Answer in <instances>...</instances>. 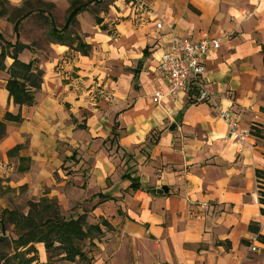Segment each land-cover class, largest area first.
I'll return each mask as SVG.
<instances>
[{
	"label": "crops",
	"instance_id": "obj_1",
	"mask_svg": "<svg viewBox=\"0 0 264 264\" xmlns=\"http://www.w3.org/2000/svg\"><path fill=\"white\" fill-rule=\"evenodd\" d=\"M124 1L102 17L114 37L87 23V12L77 17L88 57L53 43L47 58L19 55L38 60L44 73L35 106H14L0 73V120L7 112L23 119L7 124L0 146H22L14 170L23 186H44L41 196L64 213L84 214L74 208L80 203L92 224L111 226L94 241L95 264H264V179L255 176L264 172V0ZM204 33L221 41L205 61L211 99L180 94L152 103L157 90L165 93L156 67L170 37ZM229 106L258 137L228 138L218 112ZM124 175L137 180L136 190ZM44 256L38 249L40 264Z\"/></svg>",
	"mask_w": 264,
	"mask_h": 264
},
{
	"label": "trees",
	"instance_id": "obj_2",
	"mask_svg": "<svg viewBox=\"0 0 264 264\" xmlns=\"http://www.w3.org/2000/svg\"><path fill=\"white\" fill-rule=\"evenodd\" d=\"M105 0H67L69 9L62 27H57L53 22L50 24L48 39L50 43L65 46L69 51L88 57L91 54L92 47L84 42L80 33L73 30L78 25L77 17L84 13H92L94 24L100 31L106 32L110 37H114V31L104 23V19L91 11L94 5L102 4ZM37 4H40L37 1ZM52 7L51 5H49ZM18 12V11H16ZM31 12L19 18H15L13 22V34L15 41L8 42L0 35V73L5 72L7 75L5 90L14 106L19 108H31L36 105V94L40 91L44 73L40 69L38 60L31 59L28 63L19 60V55L24 51H29L32 55L37 53L33 45H25L18 40L19 26L21 22L29 16ZM49 17V15H47ZM10 60L8 67L5 61ZM20 114L12 115L5 113L0 120V143L6 137V126L9 123L20 124L22 122ZM72 122L76 121L71 117ZM80 130H85L84 125L76 126ZM251 133V131H249ZM253 136L258 137L257 131H252ZM22 146H16L7 153L11 156L12 152L18 151ZM24 162V161H23ZM22 172L27 168L20 169ZM255 176L258 179H264V172L256 171ZM123 180L130 182L129 188L136 190L138 183L136 179L129 175L122 176ZM259 203L264 205V194L259 193ZM102 199H110V197L99 195ZM26 215L17 211H6L2 219L13 226L17 231V240L14 242V253L11 256H0V264H32L38 261V251L35 245H43L47 255V262L50 261L52 255H56L62 261L68 263H85L89 259L82 251V244L89 241L90 246L94 245V241H99L103 232L110 231L111 226L103 219H99L98 223L88 224L85 214L73 219H66L62 214L58 203L54 199L42 197L38 201L27 202ZM264 215V210H260ZM0 219V225L2 222ZM3 226V225H2ZM5 233L4 229L0 227ZM248 230L251 233L257 232L250 224ZM7 236L0 239L4 242ZM257 240L263 242L261 237ZM21 249L22 251H18ZM31 255V256H30ZM48 264V263H46Z\"/></svg>",
	"mask_w": 264,
	"mask_h": 264
},
{
	"label": "rangeland",
	"instance_id": "obj_3",
	"mask_svg": "<svg viewBox=\"0 0 264 264\" xmlns=\"http://www.w3.org/2000/svg\"><path fill=\"white\" fill-rule=\"evenodd\" d=\"M37 1L40 4H37ZM116 0H105L102 4L94 5L91 7V11L96 13L99 17H107L109 13H113V7L115 6ZM125 0L126 4L134 7L135 0ZM51 5L52 7H50ZM69 5L67 0H0V35L2 38L8 42L13 43L15 41V36L13 34V22L15 18H19L27 13L31 12L29 16L24 18L19 26L18 40L25 45H33V48L37 50L35 56L42 58H47L49 39L48 33L50 30L51 22L57 27H62L67 17ZM18 11V12H16ZM92 13L87 12L86 22L93 20ZM247 13H243V15ZM49 15V17H47ZM242 15V16H243ZM82 22V24H86ZM73 30L79 32L78 25L73 27ZM1 44V42H0ZM23 53V52H22ZM21 53V54H22ZM31 54V53H30ZM20 60V59H19ZM7 61V60H6ZM5 61V64H6ZM22 62V60H20ZM39 62V61H38ZM24 63V62H23ZM117 125H113V131H117ZM119 137L118 133H114L110 141L111 145L114 147L117 145V139ZM4 140V139H3ZM1 141V143L3 142ZM0 143V144H1ZM4 149V150H3ZM7 146L5 144L0 146V219L4 216L6 211H17L20 214L26 215L27 213V202L38 201L42 198L41 195L48 194V190L44 186H36V188H29V185L23 186V176L20 172L15 171L14 168L17 165L16 158L18 152H12L11 156H7ZM28 163H23L26 166ZM129 166V163L126 162ZM69 168H60V171L66 175H72L74 171L69 170ZM79 171V170H78ZM79 172H82L80 170ZM123 174L129 173V171H122ZM76 173V172H75ZM54 180H57V175L54 173ZM55 200V199H54ZM82 207L84 214L87 217V223L92 224V218L89 214L88 206H83L78 203L74 208ZM60 208V207H59ZM61 210V209H60ZM74 211L70 210L68 213L62 214L66 219L75 218L78 216L79 211H75L77 214L72 213ZM99 222V221H98ZM0 227H2L7 235V239L4 242H0V256H11L14 253V242L17 240V231L11 226L3 217ZM37 251L43 254V263L46 264H71L62 261L56 255H52L49 262H47V255L45 250L38 244L35 245ZM96 246H90L89 241H85L82 244V251L85 253L89 262L87 264H95L97 261ZM18 251H22L19 249ZM31 256V255H30ZM32 264H40L39 259L37 262ZM73 264H85L80 262H75Z\"/></svg>",
	"mask_w": 264,
	"mask_h": 264
},
{
	"label": "built area",
	"instance_id": "obj_4",
	"mask_svg": "<svg viewBox=\"0 0 264 264\" xmlns=\"http://www.w3.org/2000/svg\"><path fill=\"white\" fill-rule=\"evenodd\" d=\"M161 30V24H156ZM221 41L206 33L198 39L171 36L162 48L156 71L163 81L165 93L157 90L152 96V103L159 104L166 96L176 98L180 94H188L195 103H205L211 99V91L205 79V61L207 56L220 48ZM219 119L227 128L228 138L243 144L249 136V131L240 124V115L232 106L220 109ZM206 207L205 204H203ZM0 228V239L4 238ZM255 251V247H251Z\"/></svg>",
	"mask_w": 264,
	"mask_h": 264
}]
</instances>
